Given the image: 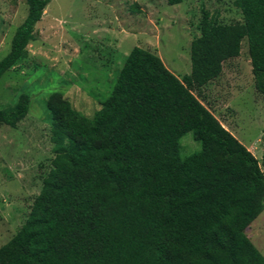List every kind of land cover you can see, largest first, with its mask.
Instances as JSON below:
<instances>
[{"label":"trees","instance_id":"trees-1","mask_svg":"<svg viewBox=\"0 0 264 264\" xmlns=\"http://www.w3.org/2000/svg\"><path fill=\"white\" fill-rule=\"evenodd\" d=\"M50 0H25L0 78L26 56ZM170 5L181 0H166ZM242 22L203 12L181 78L138 46L126 55L92 117L59 91L46 100L52 158L30 210L0 246V264H264L246 229L264 209L261 162L200 98L247 41L256 90L264 95V0H232ZM30 98L0 108L17 127ZM192 132L200 149L182 157Z\"/></svg>","mask_w":264,"mask_h":264},{"label":"rangeland","instance_id":"rangeland-1","mask_svg":"<svg viewBox=\"0 0 264 264\" xmlns=\"http://www.w3.org/2000/svg\"><path fill=\"white\" fill-rule=\"evenodd\" d=\"M208 12L220 23L242 22L232 0H50L33 28L26 56L0 78V108L21 94L30 98L17 127L0 124V246L26 218L53 156L46 100L59 91L87 117L110 94L119 69L134 46L157 54L181 78L189 74L190 42ZM27 13L25 0H0V59ZM213 114L261 162L264 154V95L255 88L247 41L221 74L200 88ZM180 155L200 149L192 132L181 138ZM264 256V209L246 229Z\"/></svg>","mask_w":264,"mask_h":264}]
</instances>
